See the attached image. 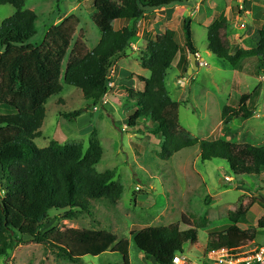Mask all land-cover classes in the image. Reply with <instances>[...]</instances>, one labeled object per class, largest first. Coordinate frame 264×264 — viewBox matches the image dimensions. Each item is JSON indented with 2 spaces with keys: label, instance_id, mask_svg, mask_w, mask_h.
Wrapping results in <instances>:
<instances>
[{
  "label": "trees",
  "instance_id": "1",
  "mask_svg": "<svg viewBox=\"0 0 264 264\" xmlns=\"http://www.w3.org/2000/svg\"><path fill=\"white\" fill-rule=\"evenodd\" d=\"M26 1L0 0V5L10 4L16 9L0 25V257L8 258L23 243V238L29 236L73 263L109 251L123 255L128 262L129 240L119 239L112 232L56 227L43 231L53 220L52 210L61 212L56 219L75 220L83 214L92 215L95 201L106 199L115 204L121 198L124 185L116 180V170L97 169L104 153L100 140L91 139L88 147L83 143L53 140L40 148L35 139L42 136L49 99L63 91L62 80L81 89L91 103L102 104L112 89L109 82L114 62L138 35V22L148 12L183 4L186 0H93L95 10L108 23L94 49H89L81 36L74 39L77 19L73 17L48 29L41 45H32L30 41L37 34L39 17L25 7ZM237 9L238 6L233 7ZM118 22L124 25L111 26ZM191 22V17H186L182 30L167 29L148 37L140 61L150 77L138 74L130 77L140 81L143 88H126L127 102L131 105L126 110L128 125L136 128L147 119L149 126H157L154 133L161 139L158 156L162 159L199 145L202 160L225 159L231 171L239 176L245 156L231 153L222 139H199L188 134L180 123L183 103L174 100L166 87L168 70L178 53L181 54L179 65L186 70L191 65L188 55L198 52ZM228 22L221 14L209 26L208 50L236 68L242 69L247 62L258 64L256 75L259 76L264 65V26L259 27L261 38L256 47L232 53ZM252 97L249 101L241 98L237 108L224 106V122L251 117ZM81 113L77 110L73 115ZM253 156L256 170L261 174L264 146L255 147ZM254 204L264 209V196L253 198L249 206ZM239 211L240 216L225 230L209 233L207 249L234 250L256 239L259 229H264V215L257 227L244 229L241 224L249 223L248 209L241 207ZM182 221L191 225L185 216ZM130 234L136 248L158 264H172L174 256L183 252L184 244L198 241V231L182 230L179 222L133 228Z\"/></svg>",
  "mask_w": 264,
  "mask_h": 264
},
{
  "label": "rangeland",
  "instance_id": "2",
  "mask_svg": "<svg viewBox=\"0 0 264 264\" xmlns=\"http://www.w3.org/2000/svg\"><path fill=\"white\" fill-rule=\"evenodd\" d=\"M239 1L240 4L245 3L244 8L238 5L237 10L232 9L231 21L228 22L232 53L238 49L256 47L261 38L259 27L264 26V0L261 4L259 0ZM228 2L186 0L183 4L188 9H184L180 15L175 13L177 9L172 10L170 17L173 16V19L162 11L152 15V19L160 20L157 27L159 33L167 29L180 31L183 19L190 16L188 10L192 13L200 6L198 15L195 18L190 16L192 39L198 52L188 57L191 60L192 55L197 57L200 53L206 65H199L189 74L191 65L186 70L182 68L179 65L181 54L178 53L168 70L166 87L174 100L183 103L180 123L188 134L199 139H222L231 153L245 156L246 162L240 166L243 170L240 175L236 176L231 171L230 163L225 159L202 160L199 145L162 159L158 156L161 139L154 133L157 126H149L150 120L147 119L136 128L128 125L126 110L131 105L127 102L126 88L135 85L143 88L140 81L130 77L133 74L150 77L149 70L143 68L140 61L143 43L147 44V41L142 34H138L130 48L114 62L115 74L111 73L114 87L109 91V97L115 93L113 101L110 100L112 103L95 105L85 98L81 89L62 80L63 91L49 99L42 136L35 139L40 148L47 147L53 140L83 143L85 147H88L91 139L100 140L104 153L97 169L99 172L116 170V180L124 185L121 198L115 204L106 199L95 201L92 215L83 214L75 220L56 219L55 216L61 212L52 210L50 214L54 216L53 220L43 231L56 227L61 230L77 228L112 232L119 239L129 240L128 262H125L123 255L109 251L99 256H85L81 263H73L46 245L25 236L23 243L12 250L8 258L0 257V264H158L136 248L131 230L176 222L180 223L182 230L193 228L198 231L196 244H184L183 253L193 260L202 261L209 233L225 230L240 216L241 207L248 209L249 220L247 224L242 223L241 227H257L264 209L260 205L250 208L249 204L253 198L264 196V172L259 174L253 161V149L264 146V65L257 76L258 64L247 62L242 69L236 68L208 50L207 25L220 15L217 4L221 9H226V15H229L234 2ZM259 4L262 5L261 13L257 12V17L254 14L255 20H252L251 13L246 10L251 8L254 11ZM25 7L35 11L39 17L37 34L30 41L35 46L41 45L48 29L70 17L77 19L74 39L81 36L89 49L98 45L108 26L95 10L93 0H27ZM15 11L13 5H0V25ZM144 22V19L138 22L139 31L144 30ZM244 23L247 27H244ZM114 25L122 26L124 23H111V26ZM128 25L131 27L132 22ZM121 69L127 74L120 73ZM123 79L128 85H121ZM251 96L253 115L248 119H233L225 123L222 117L224 106L237 108L241 98L249 101ZM77 110H81V115H73ZM183 216L190 220L191 225L182 221ZM241 246L245 250L264 246V229H259L254 241H247Z\"/></svg>",
  "mask_w": 264,
  "mask_h": 264
},
{
  "label": "built area",
  "instance_id": "3",
  "mask_svg": "<svg viewBox=\"0 0 264 264\" xmlns=\"http://www.w3.org/2000/svg\"><path fill=\"white\" fill-rule=\"evenodd\" d=\"M197 57L200 66L206 65L200 54ZM109 85L112 87L114 84L110 81ZM172 264H264V246L249 250H245L244 246L234 250L225 247L206 249L202 261L193 260L182 252L174 256Z\"/></svg>",
  "mask_w": 264,
  "mask_h": 264
},
{
  "label": "crops",
  "instance_id": "4",
  "mask_svg": "<svg viewBox=\"0 0 264 264\" xmlns=\"http://www.w3.org/2000/svg\"><path fill=\"white\" fill-rule=\"evenodd\" d=\"M245 1V0H244ZM244 1H243V3H244ZM250 1V0H249ZM229 2H234V6H238V5H241L240 6V8H244V4H240V2L241 1H239V0H237V2H235V1H231V0H229ZM228 2V3H229ZM259 2H260V4L262 3V0H259ZM228 3L226 4V6L228 5ZM237 3V4H236ZM184 4H185V2H184ZM184 4H179V5H176V6H172V7H165V8H162V9H159V10H155V11H152V14H147V16L144 18V20H145V22H144V25H145V27H144V30H142V31H139L138 32V34H142L143 35V37L146 39V41H147V39H148V37H153V33H155V36L157 35V34H161V33H159V32H157V27L160 25V20L159 19H152V15H154L155 13H160L161 11L163 12V13H167V15L166 16H168V17H170V15H172L173 14V12H172V10H174V11H176V9H177V11L178 12H175V13H177V15L179 14H181L182 12H183V10L184 9H188V7L186 6V5H184ZM247 4H249V3H247ZM257 5L256 7L258 8V9H256V7H255V10L253 11L251 8H249V10H246V11H248V13H251V14H249V15H251V19L252 20H255V18L253 17V15L255 14V17H257L258 16V13L257 12H259L260 10H261V8H262V5ZM198 5H200V3L198 4ZM234 6H231V9H229L228 11H229V15H226V12H227V10L226 9H221L220 8V6L217 4V8L218 9H220V15L221 14H224L227 18H228V21H229V23H230V17L232 16V14H231V10L233 9V7ZM252 6V5H251ZM168 8H171V9H168ZM192 9H194V5L192 6ZM200 10V6H198V9L197 8H195V10H193V12L192 13H190L191 12V10H188L189 11V15L192 17V18H195L197 15H198V11ZM157 11V12H156ZM259 13H261V12H259ZM149 15H151L150 17H149ZM215 16V15H214ZM170 18H172L173 19V16L172 17H170ZM212 19H213V17H212ZM243 19V18H242ZM260 20V19H259ZM237 21H239V23H240V20H239V18H237ZM141 22H142V20H141ZM262 22V21H261ZM147 25V26H146ZM211 25V23H209L208 25H207V29L209 28V26ZM229 25V24H228ZM262 25H264V23L262 22ZM255 26V29L257 28L256 27V25H254ZM244 27H247L246 26V23H244ZM229 28H230V25H229ZM254 27H250V29H253ZM193 33V32H192ZM255 36H256V34H255ZM257 37V36H256ZM138 38V37H137ZM141 39H143L142 37H140ZM141 41V40H140ZM140 41H137V42H140ZM194 42V41H193ZM133 44V43H132ZM258 44V43H257ZM146 46V43L144 44L143 43V47H145ZM257 46V45H256ZM206 53H208V51H206ZM200 54V53H199ZM211 54V53H210ZM121 72L120 73H125V74H127V72H125V71H123L122 69L120 70ZM114 72V71H113ZM115 74V73H114ZM126 80H122V83H121V85H124V83H125V85H128L126 82H125ZM113 84H114V82H113ZM135 85V84H134ZM134 87H137L136 85L134 86ZM111 91V90H110ZM114 95H115V93H112V94H110V97H109V93L107 94V96H105V98H104V101L102 102V104L104 103V105L106 106L107 104H109V103H112V101H113V97H114ZM109 97V98H108ZM110 100H112V101H110ZM255 205H258V204H254L253 206H251L250 208H253ZM264 215V211H262L261 213H260V216L262 217ZM260 217V218H261ZM259 218V219H260ZM258 219V220H259Z\"/></svg>",
  "mask_w": 264,
  "mask_h": 264
},
{
  "label": "water",
  "instance_id": "5",
  "mask_svg": "<svg viewBox=\"0 0 264 264\" xmlns=\"http://www.w3.org/2000/svg\"><path fill=\"white\" fill-rule=\"evenodd\" d=\"M198 66H199V61L197 60V57L195 55H192L191 66L188 68L189 74H192L194 69H197Z\"/></svg>",
  "mask_w": 264,
  "mask_h": 264
},
{
  "label": "clouds",
  "instance_id": "6",
  "mask_svg": "<svg viewBox=\"0 0 264 264\" xmlns=\"http://www.w3.org/2000/svg\"><path fill=\"white\" fill-rule=\"evenodd\" d=\"M197 60H198V59H197ZM198 61H199V60H198ZM113 71H114V70H113ZM113 71H112V72H113ZM114 73H115V71L113 72V74H114ZM113 74H112V75H113ZM111 79H112V78H111ZM111 81H112V80H111ZM112 82H114V81H112ZM112 87H114V85H113ZM112 87H110V88H112Z\"/></svg>",
  "mask_w": 264,
  "mask_h": 264
}]
</instances>
